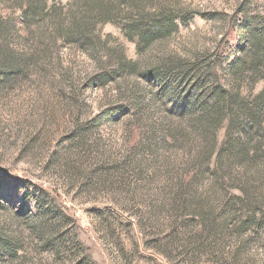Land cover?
I'll return each mask as SVG.
<instances>
[{
    "label": "rangeland",
    "instance_id": "rangeland-1",
    "mask_svg": "<svg viewBox=\"0 0 264 264\" xmlns=\"http://www.w3.org/2000/svg\"><path fill=\"white\" fill-rule=\"evenodd\" d=\"M34 1L26 21L32 1L0 0V242L18 243L0 264H264V106L232 134L206 106L219 87L233 114L256 112L264 80L242 48L263 0ZM158 15L174 28L143 33ZM178 195L222 197L192 261L171 251Z\"/></svg>",
    "mask_w": 264,
    "mask_h": 264
},
{
    "label": "trees",
    "instance_id": "trees-1",
    "mask_svg": "<svg viewBox=\"0 0 264 264\" xmlns=\"http://www.w3.org/2000/svg\"><path fill=\"white\" fill-rule=\"evenodd\" d=\"M30 1L32 2L29 3L28 7L21 8L26 21H30L35 16H39L42 12V8H44L43 1ZM261 2L264 4V0ZM261 6L262 5L256 3V5H254L255 9L252 10L253 14L245 16L246 25H249V23L252 24V21L256 19V15H259L256 10ZM174 26L173 21L167 20L164 15H158L152 19L150 27L143 29V33L149 35V32L155 28L156 32L153 33L152 37L164 35L170 32ZM255 26V29H250L245 37L246 41L245 46L242 48V52L248 55V60L244 65L250 73L251 78L260 77L264 80V25ZM4 69L6 68L2 67L1 70ZM209 72L214 74L212 69H209ZM200 80L204 83L206 79L202 76L198 77V83L203 84ZM215 81H217L216 75L211 76V82L214 83ZM208 94L213 97V105H209L207 102L206 106L215 107L221 112L222 116H228L229 122L227 132L229 134L233 133V121L238 122L240 118L242 120H245V118L251 119V132L258 128L259 122L256 121L255 115L261 112V108L264 106V93L261 92L260 98H258L259 96L257 97L260 102L254 104L256 112H249L245 117H240V114H233V96L230 97V95L228 96V94L222 93L219 87L208 89ZM211 152L213 151L211 150ZM246 155L247 149H244L238 154V157L243 158ZM209 156L210 154L208 153V157ZM230 156L233 158V142H229L223 148H220L213 161V168L215 173L220 175L219 179L223 176L221 173H224L228 169L226 159L229 161ZM221 199V196L214 195H207L205 197L178 195L171 198V201L168 202L169 210L174 212V215H177V212H180V214H178L179 216L182 214L183 219L180 227L184 230L183 233L185 234V238L182 239L183 243L179 241L177 244L180 243L181 245H176L177 247L172 248V252H174V250L183 249L184 251L182 252L186 253V258L189 261H192L197 256V253H200V250L202 254H207L211 240L215 233H217L218 227L221 226V223L217 220L215 215V206L221 203ZM178 226L177 220H173V229L175 227L174 231H176ZM17 244L11 245L7 241L0 242V257H12L16 253L15 246H17Z\"/></svg>",
    "mask_w": 264,
    "mask_h": 264
}]
</instances>
